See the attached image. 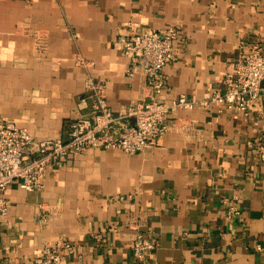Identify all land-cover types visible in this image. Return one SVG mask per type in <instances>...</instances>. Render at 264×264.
I'll return each mask as SVG.
<instances>
[{
	"label": "crops",
	"instance_id": "crops-1",
	"mask_svg": "<svg viewBox=\"0 0 264 264\" xmlns=\"http://www.w3.org/2000/svg\"><path fill=\"white\" fill-rule=\"evenodd\" d=\"M130 22L180 28L159 101L206 99L252 46L264 54V0H0V118L37 139H64L89 112L77 106L87 76L106 85L115 115L151 101L147 79L129 76L116 46ZM262 103L264 94L247 112L173 109L148 151L91 148L50 168L42 190L13 182L0 264L30 262L46 246L64 264H136L137 232L157 244L148 264H264Z\"/></svg>",
	"mask_w": 264,
	"mask_h": 264
},
{
	"label": "built area",
	"instance_id": "built-area-1",
	"mask_svg": "<svg viewBox=\"0 0 264 264\" xmlns=\"http://www.w3.org/2000/svg\"><path fill=\"white\" fill-rule=\"evenodd\" d=\"M180 28L172 25L162 29L143 28L130 22L116 40V46L129 61L128 74H142L154 96L126 112L115 115L105 94L106 85L86 77L79 111L89 109L70 123L66 138L33 137L26 128L0 118V217L6 219L11 201L4 195L10 184L18 182L24 191L44 188L50 168H62L88 149L119 150L129 156L157 146L169 129L168 116L173 109H192L197 104L218 105L240 112L250 111L261 103L264 94V54L254 45L249 52L230 66L224 78V89L203 100L179 96L170 102L159 101L166 86L165 67L176 59L173 52ZM87 66L88 62L80 61ZM264 108V103H262ZM240 211L233 202L227 205V216L235 219ZM70 249L69 244H63ZM157 244L149 236L137 232L132 239L136 264H148ZM70 252H73L72 250ZM22 264H64L58 247L46 246L36 259Z\"/></svg>",
	"mask_w": 264,
	"mask_h": 264
}]
</instances>
